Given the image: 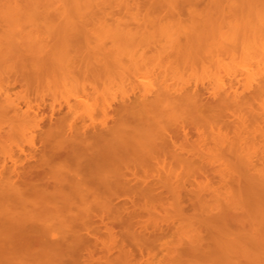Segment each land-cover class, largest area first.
Instances as JSON below:
<instances>
[{
	"label": "bare ground",
	"instance_id": "6f19581e",
	"mask_svg": "<svg viewBox=\"0 0 264 264\" xmlns=\"http://www.w3.org/2000/svg\"><path fill=\"white\" fill-rule=\"evenodd\" d=\"M69 1L74 5L73 8L77 10L78 13H76L79 14L80 19L66 15L61 23H59L61 19L57 15L50 14V16L44 12L47 10V4L41 2V0H25V3L22 1V3L14 4L15 9L20 10L23 15L24 13L27 14L25 11L27 10L28 17L26 18V15H24L22 17L23 21L24 18L25 20L28 19V22L32 25L27 21L26 24L31 27L35 26V31H38L37 29L40 26L44 27L45 30L41 31L43 34L46 31L45 36L51 37L49 38L53 46H50L51 48L47 46L49 39L47 40V37L42 38L44 36H41V33L34 32L33 35L31 34L32 31L29 30L30 33L27 31L26 35L22 33V28L20 31L25 36L22 37L19 34L21 35L19 37L17 31V33L9 34L12 35L10 41L13 44L10 41L8 42L7 39L9 38L6 33H11L12 29L15 31L20 26L23 27V24L18 26V23H15V26V18L9 15L12 18L9 19L12 21V26H15V30L11 26L10 29L7 28V25L4 26L5 29L9 30L6 29L8 32L5 31V38L7 39L3 37L0 31L1 38L3 37L2 40L5 39L7 41L4 40L5 44L7 43L10 48L8 49L7 45L4 48V50H9V52L6 50L7 54L13 52L15 47L18 50L15 44L19 40V49L25 47L24 49L21 48L22 52L24 50L26 52L25 56L28 54L33 58V64L32 62L30 64L36 65V67L33 66L35 71L38 68L40 69L38 71L42 70L38 64L44 62V56L46 55L45 60L49 59L47 62L51 60L50 62H53L58 69L59 61L64 58L67 67L66 74L71 75H68L70 79H72V76L75 77L77 73H81L80 76L87 77L91 75V78L93 76L100 78L96 75V70L94 71L93 67L91 69L88 66L90 65L89 55L83 56L89 51L86 50L88 51L86 53L85 49H81L80 46L88 49L93 41L101 42L100 44L104 45L102 43L104 42L102 40L104 36L114 41L127 39L126 46L130 41L131 44L138 45L139 43L141 45V41H149V43L152 42L156 46L158 31L156 30L157 33L155 31L156 35L154 34V36V31L149 30L150 27H147L146 24L147 28L144 24L142 25L144 31L142 29L138 30L139 25L136 30L134 27L130 29L121 20L115 22L112 27L105 25L106 16L110 13H107L106 9L111 7L112 10L114 6H119L128 11L133 8L128 0ZM10 2V0H3L0 5L5 7L7 6L5 4ZM82 2H87L84 6L87 8V12L89 8V14L95 10L98 16V12L105 16V18H100L105 19L102 28V21H100L101 24L100 22L98 25L96 24L97 30L96 26L94 31L87 27L92 17L89 19V14L87 15L86 12L81 13L80 10L84 7H82L84 4ZM196 2L197 0H167L166 4L162 5L168 8L169 12L172 11V15H175L176 11L177 13L180 12L181 7H185V3L188 9L192 8L190 15L192 19L189 23L179 21L173 24L172 19L171 22H168L170 19L157 22L156 27L161 34L157 36L160 38L164 35L168 36V34L171 36L170 39L163 38V41L166 39L171 42H169L171 49L174 47L173 51H169L171 57H179L178 54H180L182 48L193 47L194 43H198L197 46L201 48L205 45L203 43L212 39L213 30L222 28L223 22L231 26L230 29H227L231 32L230 36L222 35L217 42L215 41L214 44H208L204 47L208 48V46L215 45L217 49L233 50L243 46L248 41V34H253L252 45L258 40L264 41V0H210L208 10L204 13L203 10H206V6L201 10L198 8L200 11L198 12L195 9V7L197 8ZM63 3L65 4V1ZM151 5L152 8H154V5L156 6L155 3ZM12 6L11 10L13 9ZM48 6L51 7V5ZM137 6L133 10L140 9L144 5L138 4ZM147 6L149 8V5ZM158 7L156 6V8ZM246 9L250 12L248 13ZM0 10L5 9L1 8ZM11 10L8 12L13 14L15 11L13 9L11 12ZM242 11L244 13L241 14ZM7 14L5 13L7 17L5 15L3 17L0 13V22L3 18H8ZM9 19L2 21L6 23L8 21L9 26L11 25ZM150 20L151 18L147 16V24L154 22ZM178 20L181 19L178 17ZM221 22L222 24H220ZM90 23L92 24L93 21ZM1 24L5 25L2 22ZM109 25L111 26V24ZM25 26L27 27V25ZM225 26L227 27V25ZM177 30H180L179 33L182 36L184 35L186 39L184 44L179 42L178 34H176ZM117 36L119 39H117ZM155 37L156 40H154ZM177 42L179 44H176ZM0 46H4V44H0ZM243 47H246V45ZM257 50V52L248 53L250 58L259 63L257 68L252 67V64L250 66L246 65L247 67L244 69L245 77L242 79L244 81L242 91H239L233 85L235 80L229 85L223 81L220 83L218 81L219 84L216 83L217 86L215 87L217 89L214 88V91L212 89V92H210L211 89L210 91L207 90L209 89L207 87L202 88L203 91L199 90L198 86L189 88L179 86L180 88H178L174 86L175 80L174 84L167 82V76L163 78L162 73H160L162 78L159 82L157 81L156 86L152 88L149 86L147 89L142 90L143 92L137 97L123 99L119 104L113 105L114 107L108 105L110 106L107 107L108 111L106 110L108 117L102 123L87 124L85 121L82 122L84 119L82 120L80 117H74L78 121L67 122L62 118L60 123H57L56 126L43 134L45 141H54L57 147L54 152L41 155L43 157L41 161L39 160L40 162H37L38 165L37 163H29L27 166H19L17 161H13L12 167H4L6 165L0 167V264H98L95 263L96 259L94 258V251L99 240L97 232L103 227L107 233L117 237L112 228L114 225L123 227L119 236L122 248L126 246L125 242L130 246L123 250L124 254L128 258L134 257V255L143 256L147 248L145 244L152 235L147 231V227L137 220L141 208L137 206L136 198H154L161 194V189L163 190L166 184L169 187L175 185L172 182L174 180H172L171 175L170 178L169 175L165 174L166 176L163 175V178L162 175L150 174L148 167L156 166L162 169L166 163H169L172 165H170L171 167L177 164L176 166H198L203 168L210 164L211 157H209V153L206 158L200 156L202 161L201 159H199L200 161L197 159L199 162L194 161L178 150L174 136L165 131L170 124H173L176 125L174 127L182 129L186 133V125H189L191 121L205 122L206 124L217 123L218 131H215L212 137L214 149L210 147L211 151L214 150L212 151L213 156L218 154L227 160H232L243 173V175L240 174L237 177H230L233 184L228 187L229 197H222L226 198L224 199L226 201L227 199L230 200L227 201L230 203H227L221 197H216L217 200H223L227 207L224 202L221 203L225 207L221 206L220 213L218 212L219 214L207 219L208 222L213 223L212 226L215 230L209 232L211 248L209 252H204L203 256L208 260L227 262V264H262L264 261V149H262V146L264 147V42H262L261 48ZM206 52V58L211 56V50H206ZM195 53L188 52L183 60H192L193 57H197ZM197 53L199 54V52ZM17 55L19 56L20 52ZM59 55L61 60H59ZM100 55L103 56V54ZM168 57L170 56L168 55ZM78 58H82L79 61L81 64L83 59L87 61L86 63H89H83L87 65L86 67L83 65L79 67L77 65ZM135 58L133 55L130 63H123L125 66L123 65L124 69H122L124 73L138 79L145 69L148 70L149 66L143 59L140 58L143 62H139L137 59V61L134 60ZM93 60H95L94 57ZM77 66L79 70L76 69ZM96 66L95 69L98 68ZM99 73H101V69H99ZM102 73L108 74V72ZM170 78L174 79L172 76ZM239 80L236 79V86L239 82L241 83ZM9 98L8 93L0 90L1 119L8 118L17 122V124L19 123V126L21 124L23 126V123L26 125L28 121H30L28 122L30 124L34 118L35 121H38L40 116H37V112V115H29V112H32L31 108H28L30 111L24 112L22 106H19L20 103L19 105L18 102L13 104V100ZM257 100L262 102L260 110L256 105ZM89 104L85 103L86 106ZM255 105L258 110L254 108ZM78 106L71 108L72 111L69 108L70 112L66 114L68 115L66 119L69 114L77 113L79 115V112L81 113V109L80 111L77 109L80 107ZM86 106H84L85 109H90V105L88 108ZM88 110H85V112H88ZM247 113L252 115L248 123L245 116ZM230 117L233 118L232 122H227L226 119ZM222 123L234 128L235 137L233 139H229L227 135L222 134L220 131ZM258 147H261V149ZM214 152H217L216 155ZM208 157L210 159H207ZM226 162L228 165L231 164V161ZM169 164L166 166L169 167ZM44 165L50 167V169L54 167L57 171L56 177L52 180L47 178L46 172L43 170ZM224 167L226 166L224 165ZM228 184L230 185V182ZM231 209H234L235 212ZM57 228H59V231ZM198 246L191 248L192 253H187V255H193L191 258H197L195 254L198 253L195 252H197ZM200 246H202L201 243ZM137 252L138 254H136Z\"/></svg>",
	"mask_w": 264,
	"mask_h": 264
},
{
	"label": "rangeland",
	"instance_id": "374dc122",
	"mask_svg": "<svg viewBox=\"0 0 264 264\" xmlns=\"http://www.w3.org/2000/svg\"><path fill=\"white\" fill-rule=\"evenodd\" d=\"M10 1L11 2L8 3L9 5L5 4L7 5L5 7L4 5L3 6L0 5V9L1 8L5 9V10H0L2 16L4 17L5 13L6 14L8 13L7 14L8 18L2 17L3 18L2 20L4 19L7 20L12 16L16 20V21L14 20V24L18 23L17 24L18 26L20 24H23V27L25 25H27V27L25 26L23 28L20 26L19 29L16 28L17 30H15L16 24L14 27L12 26L13 24H11L12 18L9 19L10 21L9 24H11L9 26L7 24L8 21L6 23L1 20L2 23H5V25L3 24L0 25V31L3 37L5 38L6 35H8L9 39L7 38L5 39H7L9 42L12 39L11 38L12 35L9 34H13L15 32L17 33L18 31L19 33H17V35L19 34L22 35V33L27 35V33L30 30V32L32 31L31 34L33 35L34 32H36V33H41V36L42 35L44 36L42 38L47 37L46 39L47 40L49 39L48 40L49 43L47 46L51 48L50 46H53L52 43L50 42L51 37L49 36L50 37L49 38L48 36H45L46 31L44 32V34L41 31V30H45L44 27L42 26H40V28L37 27L39 28L37 29L39 32L35 31L36 30L35 26H33L35 29L31 27L30 25L32 24L28 22L29 21L28 19L25 20L24 18L25 22L23 21L22 17H24V15H26V18L28 17L27 10H25L27 14L24 13L23 15V13L20 10L15 9L16 3H22V1L25 3V0H10ZM63 1H65V4L63 3ZM156 1L159 3H157ZM166 1L151 0L150 3V0H128V3L129 4L131 3V6L133 7L132 9H130L132 12L128 10L129 13H127L128 12L127 10L125 11L124 7L121 8L119 6L118 7L114 6L112 10L111 7L107 8L106 9L107 13L108 12L110 13H108L106 16L107 18L105 25L107 24L109 27H112L115 24V22L121 20L130 29H133L134 27L136 30L139 25L138 30H140L144 28L142 27V25L144 24L145 28L150 27V29L149 28L148 29L154 31L153 35L155 34L156 30L158 31L157 35H161L156 27L157 22L159 21L161 22L168 21L170 19V21L168 22H171L172 19L173 24H175V22L178 23L179 21L180 22L184 21L185 23H189V21L192 19V16L190 17L192 8L188 9V7H186L187 4L185 3L186 5L184 4V6L188 10L185 7H181L180 12L177 13L176 11L175 15L173 14L174 15L173 16L172 15L173 12L171 10H170L171 12H169L168 8L162 6L166 4ZM0 2H3V0H0ZM41 2L46 3L47 4L46 6L48 7V8L46 7L48 12L47 10H45L44 12L47 15L50 14H52L53 16L57 15L59 19H61L59 20V23L63 22L64 16L66 17V15L74 16L76 19L79 18V14H77L78 13L77 10L73 8L74 5H72V3H70L69 0H41ZM152 2H154L156 6L159 7L156 8L154 3ZM197 2H196L197 8L195 7L196 10H198V8L199 10H201L202 8L204 9L205 6H206V10H203V13L208 10L210 0H201V1L197 0ZM83 3L84 2H82V4ZM85 3L82 5V7L85 5ZM138 4H143L145 7L142 6V8L140 9L133 10L134 8H136ZM151 4L154 5L153 6L154 8L151 7L152 6ZM11 5H13L12 7L15 11L13 12V14L12 13L10 14V12H8L9 10H11ZM48 5H51V7ZM64 5H66V7H64ZM147 5H149V8ZM13 9L11 10V12L13 11ZM81 9H82L80 10L81 13L83 12L84 14L86 12L87 15L89 14L88 13L89 8H88V12L85 6ZM248 9L246 10L249 13L250 11ZM199 10L198 12H200ZM22 11L25 12L24 10ZM226 11H228V9H226ZM91 12L93 13L91 14ZM91 12L88 15V17L89 19L92 17L91 20L89 21L90 22L93 21L92 23L93 25L90 22H88L89 25H87V27H90V29L94 31V27L96 26L95 28L97 30L98 23L102 21V26L100 25L102 28L105 19H100V18H105V16H102L99 12H98L99 14L98 16L97 11L95 12V10ZM242 13H244V11H242L241 14ZM53 16L52 18L55 19ZM147 16L151 18V20L154 22L147 24L146 21ZM178 17L181 20H178ZM26 21L30 25L26 24ZM138 21H140L141 23L140 22L138 23ZM223 23L224 24H222V22L220 23L222 24L221 29L212 31V39L203 43L205 45L201 46L200 48L199 46H197L198 43L196 44L194 43L193 47L190 48L184 47L180 50V54H178L179 57L177 58L174 56L171 57V54L169 52V51H173L174 49V47L173 49H171L172 48L170 45L171 42L169 41L170 42L169 43L168 40H166L168 38L170 39L171 36H169V34L168 36L167 35H164V37L161 36L162 39L155 34L156 37H158L157 40L160 39L159 41H157L156 37L154 38V40H156V46L152 42L149 43V41H141L142 46L140 45V43L139 45L133 43L131 44L130 41V43H128V45L126 46L127 39H124L123 41H117V40L114 41L113 39H110L107 36L102 37L103 38L102 40L104 41L102 43H104V45L103 44L101 45L100 44L101 42L99 43L93 41L91 43V46L88 47V49L80 46L81 49L82 48L83 50L85 49L84 51L86 50L89 51V52L86 51V53L88 52L86 55H84L83 53L82 54L83 56L89 55L90 60L88 59V61L90 62V65L88 66H90L89 68L91 69L94 68V71L96 70V75L100 77L97 78V76L96 77L93 76V78L95 79L91 78V75L87 77L84 75L80 76L81 73L75 74V77L72 76V79H70L68 77V75L70 74H66L67 67L65 64V60L64 58L62 60L60 59L61 58L60 53L62 52L61 49H59L61 51L59 53L60 54L59 60H61L59 61V69L55 66V64H53V62L52 63L50 62L51 60L47 62V60L49 59L45 60L46 58L45 55L43 60L44 62L46 61L44 67H43L44 62L43 63L41 62L42 64L40 63V65L38 64V66L43 71L42 70L38 71L40 70L39 68L38 70L36 69L37 71H35V68L33 69V66L35 64L34 65L30 64L33 58L31 56H28V54L25 56L26 52L24 50L22 52L21 48L24 49L25 47H21L19 49L18 46V44H20L18 43L19 40L17 42L15 41L16 42L15 45H17L18 47V50H16V47L14 45L15 47L14 49L16 50L15 54H14L15 50L13 51V49H12L13 52L7 54V51L9 52V50L7 49H6L7 51L4 50V48H6L7 45V43L5 44L6 40L5 39H4L5 41L2 40L3 37L1 38L2 35L0 34V44L2 45L4 44V46H0V54H1L0 56L3 55V57H6L7 55L8 57L9 54L11 56V57L9 56L8 59L7 57L5 59H2L3 57L0 58V90L10 95L11 100H13L14 102L11 103L15 104L18 102V105L20 103L19 106L20 107L22 106L21 108L24 112H27V110H29L28 108H31L30 110L32 112H29V115L31 116L37 115L38 113L37 116L38 117L40 116L39 119L37 117L38 121H35L34 117L36 116H34L32 117L34 118V120L33 122L31 120L30 124H28V122L30 121L26 122V125H24L23 123V126L25 127H23L22 124L21 126H19V123L17 124V122L13 120H9L8 118L6 119L5 117L1 119L0 117V167H2L3 165H6L4 167L7 168L12 167L13 161H17L19 166H25V165L27 166L29 163L36 164L37 162H40L41 158L43 157V156L41 157V155H43L44 153L49 154L51 152H54L55 148L57 147V144L54 141L53 142L45 141L43 139V134L49 131L54 126H56L57 123H60V120H62V118H64L65 121L70 122L73 120L78 121V119L75 120L74 117L75 118L80 117L82 118V120L84 119L82 122L85 121V123L91 125L92 123L95 124L102 123V121H105L106 118L108 117L106 114L108 108L110 107L108 105H111L112 107L113 105L119 104L123 99L125 100L128 97L129 98L137 97L141 92H143L142 90L147 89L149 86L151 88L156 86L157 81L159 82L162 78L160 76V73H162L163 78L167 76L166 77L167 82H170L172 84L175 83L174 85L175 87L180 88L182 86L189 88V87L198 86L199 90L201 91H203L202 88L207 87L209 88V89L206 88L207 90L210 91L211 89L210 92H212V89L214 91V88L221 81L229 85L230 83H232V81L235 80L234 82L236 83V79L238 80L241 79L239 80L241 81V83L240 82L238 83L239 85L237 84L236 86L234 82L233 85L235 86V88L237 87L239 91H242L244 84L243 83L244 81L242 79H244L245 77L244 69L245 67H247L246 65L250 66V64H252L251 65L252 67L257 68L259 63V62L257 63L255 59L250 58L248 53L257 52L258 51L257 49L261 48L262 42L264 41L258 40L259 43L255 42V44L252 45L253 34H248L249 39L243 45V46L246 45V47L240 46L239 48H234L233 49L234 51L230 49L227 50L217 49L215 45L208 46V48L204 47L208 44L210 45L214 44L215 41L217 42L218 38L219 37L221 38L222 35L230 36L231 32L227 31V29H230L231 26H229L228 23L225 22ZM109 24H111V26ZM145 24L147 25V27ZM6 25L7 28L9 27V29L10 26L11 28L13 27L15 31H13L12 29L10 33L8 32L9 30L7 28L6 29L8 31H6L4 27ZM225 25H227V27ZM100 26H98V28H100ZM20 30L22 31V33ZM5 31L8 33H6ZM142 31H144V29H142ZM179 31L177 30V32L176 31L174 32L178 34L179 42L181 44L182 43L184 44L186 39L184 38V35L182 36V34L179 33ZM21 35H19V37ZM23 36L25 35H22V37ZM163 38L166 39H164L163 41ZM117 39H119L118 36ZM151 39L153 40V38ZM179 42H177L176 44H179ZM94 47H96V49H94ZM7 48L10 49L9 46ZM206 50L212 51L211 56H208L207 58L205 56L207 55V52L205 53ZM190 51H192L193 53H195L196 51L195 55L197 54V57H193L192 60H183V57L186 54H188V52ZM19 52L20 55L18 56L17 54H19ZM197 52H199V54ZM105 53H106V57H105ZM100 54H103V56ZM130 55L132 57L134 55L136 57L134 60L137 59L139 62H143L144 60L145 63H147V65L149 66L148 70L145 69L146 71L144 70L142 76L138 77V79H136V77H132V75L124 73L123 67L125 66L126 63L127 64L130 63L132 59ZM168 55L170 57H168ZM25 57L28 59H26ZM62 57H64V55H62ZM93 57L95 60H93ZM82 58L77 59V65L79 67L81 65L86 67L87 65L83 63H86L87 61H84V59L82 60L83 61L82 64L79 63V61H81L80 59ZM140 58L143 60H141ZM120 59H124V60L120 61ZM95 66L96 68L98 67L99 69H101V73H99L98 68L95 69ZM79 67L76 69L79 70ZM102 72L104 73L108 72V74L106 73L103 74ZM170 76L174 77V79L170 78ZM85 103L86 104L90 103L89 104L90 109L88 108L89 105L86 106ZM82 104L86 106V108H88L90 111L88 109H85ZM260 104H262V102L257 100L256 105L259 107V110H260ZM77 105L80 106V107L78 106L79 108L77 109H79V111L81 109V113L79 112V115L77 113L71 115L69 114V117H67L66 119V116H68L66 114L70 112L69 108L71 110V108H74V106ZM257 106L254 108L257 109ZM85 110H88V112H85ZM248 114L249 113L245 114V116L247 117V123L248 121L250 122V119L252 118V115H248ZM226 120L227 122H232L233 118L230 117L229 119ZM216 125L217 123L206 124L205 122L201 123L199 121L198 122L191 121L189 125H186L185 128L186 133L182 129H178L177 127H174L176 125L173 124H170V126H168L169 128H166L165 131L167 133H171L174 136L176 147L180 152H183L186 156L197 162L200 161L199 159H201L202 161L201 157L206 158L207 157L206 155H208L209 153L210 155L209 157H211V160L213 162L215 161L216 162L215 163L212 162L213 163L212 164L210 160L211 166L209 164L203 168L198 166H194V167L192 166L184 167V165L176 166L177 164H174L175 166L173 165L174 167H171L172 165L169 163H166L167 166L169 164V167L165 165L166 167L164 166L162 167V169H160V167L157 168L156 166L148 167L150 174L152 173L153 175L154 174L160 176L162 175L163 178H164L163 175L165 174L169 175L170 178L172 176L173 177L172 180H174L172 182L175 185L169 187L168 184H166L163 190L161 189V194L157 195V197L136 198L137 206L141 208V212L138 214L137 220L139 221V223L145 225L147 227V231L152 235L150 236L151 237L150 240L145 244L147 248L145 249L146 251L144 255L143 256L134 255L135 258L134 257L128 258L124 254L125 252L123 250L127 249L130 246L127 244V242H125L126 246L122 248L121 245L122 243L119 238V236L121 235L120 232L122 231L123 227L114 225L112 228L113 231H115L117 237H114V235H110L109 233H107L104 230L105 228L103 227L100 228L99 232H97L99 240L97 241V245L94 251V258L96 259L95 263L98 264H227V262L222 263L221 261L218 262V261L208 260L203 256V253L209 252L211 248L210 246L211 236L209 235L210 234L209 232L215 230L212 226L213 223L208 222L207 219H211V217L219 214L220 208L222 207L224 208L225 206L227 207V204L224 202L226 201L224 200L226 198H222V197H227V198L229 197L228 195L230 193L228 187L233 184L230 181V177L231 176L237 177L240 176V174L243 175L241 169H239V166L237 165L238 166L237 167L236 164L232 162V160H227L218 154L216 155L217 152H214L216 156H213L214 154L212 153V151L214 150L211 151L210 149L214 147L212 137L214 132L218 131ZM220 131L222 132V134L227 135L228 136L227 138L229 139H233L235 137L234 128L231 126H227L222 123V127ZM258 148L261 149V147ZM208 149L210 151H207ZM262 149H264L263 146ZM209 157L207 159H210ZM224 159L225 161H223ZM226 161H231L230 162L231 164L228 165ZM38 164L39 163H37V165ZM224 165L226 167H224ZM40 168L42 167L40 166ZM43 168L49 180H52L54 177H56L57 171H55L54 167H53L54 169L53 168L50 169V167L44 165ZM21 169L23 168L21 167ZM170 180L169 182H171ZM229 182L230 185L228 184ZM217 196L221 197V199H223L224 201L220 199H219L220 201L217 200L216 199ZM201 198L205 200L204 201L200 200ZM227 201L230 200L227 199ZM223 202L225 206L224 204L221 205V203ZM232 210L235 212L234 209H231V211ZM57 229L59 231V228ZM114 239L117 241H115ZM200 243L202 244V246H200ZM193 245L194 246L199 245L197 252H195L198 253L195 254L197 255V258H191L193 255L192 256L187 255V253L188 254L192 253L191 248L194 247ZM201 247L202 249H200ZM136 254H138V252ZM228 264H232V263H228ZM262 264H264V261Z\"/></svg>",
	"mask_w": 264,
	"mask_h": 264
}]
</instances>
